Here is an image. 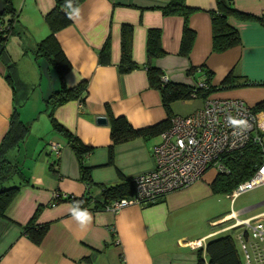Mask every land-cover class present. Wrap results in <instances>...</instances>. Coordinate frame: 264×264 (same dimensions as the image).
<instances>
[{
    "label": "crops",
    "instance_id": "1",
    "mask_svg": "<svg viewBox=\"0 0 264 264\" xmlns=\"http://www.w3.org/2000/svg\"><path fill=\"white\" fill-rule=\"evenodd\" d=\"M167 1L83 0L71 11L70 23L54 32V38L70 64L63 77L65 85L69 87L83 81L84 89L77 98L56 105L52 116L84 145L91 147L83 163L90 167L93 185L119 182L118 172L132 178L153 168L151 147L155 144L154 136L135 137L116 144L111 164H107L108 127L95 122V117L104 116L105 106L112 115L124 116L133 128L150 126L165 118L159 93L148 86L143 67L148 28L156 27L160 31L164 54L150 62L168 81L192 84L204 78L198 70L187 73L189 66L209 70L213 85H218L227 73H231L233 84L245 79L264 81V26L259 21L228 16L227 22L235 28L239 43L224 51L213 52L208 11L214 8L215 0H185L188 6L195 8L187 19L195 36L187 57H184L177 52L181 16L162 15L159 10ZM231 3L240 12L264 18V0H231ZM12 4L16 12L14 29L19 35H8L0 54V141L8 129L12 112L16 111L18 118L17 109L24 107L30 92L38 91L34 99L43 105L50 92L58 88L53 69L32 52L35 43L49 33L44 15L52 7L53 0H12ZM123 24L131 28L130 57L138 67L120 73L117 65ZM106 39L109 63L100 64L97 51ZM8 40L14 43L18 52L23 50L20 56L26 69L16 68V61L5 49ZM210 96L238 98L252 107L264 101V85H233ZM196 98L179 100L189 105L183 112L177 111L173 104L172 115L184 116L200 107L201 99L200 103H195L193 99ZM255 114L256 128L264 133V109ZM36 118L40 119L39 116ZM18 121L21 123L20 118ZM28 123L31 128L26 132L27 139L32 134L34 121ZM48 127L49 130L43 132L36 129L32 135L34 139H46V146L50 142L59 144L57 154L48 146V153L53 154L49 160L38 154L34 144V149L26 147V142L22 147L18 143L16 149L6 154L7 159L22 169L27 182H23L12 197L5 217H0V264H196L197 247L190 244L202 240L203 246L206 239L216 234L230 229L238 232L239 226L222 229L233 222L215 228L208 215L204 221L198 218V214L202 217L205 211L202 202L213 195L209 182L214 174L206 177L208 170L199 180L171 190L150 204H130L115 212L90 208L77 210L71 201L63 198L52 202L56 194L79 197L85 186L78 180L77 163L65 138L51 128L49 120ZM29 149L32 159L25 157ZM12 179L20 181L17 176ZM91 192L95 195L97 190L92 188ZM251 207L232 211L238 220H250L264 214L263 210L237 217L238 212ZM75 211L90 214L91 222L86 228H81L74 218ZM33 214L36 223L47 225L38 243H33L22 232V226ZM223 216L218 222H222Z\"/></svg>",
    "mask_w": 264,
    "mask_h": 264
},
{
    "label": "trees",
    "instance_id": "2",
    "mask_svg": "<svg viewBox=\"0 0 264 264\" xmlns=\"http://www.w3.org/2000/svg\"><path fill=\"white\" fill-rule=\"evenodd\" d=\"M83 0H53L50 10L44 15L49 33L41 40L35 43L32 50L34 57L43 58L50 66L56 76L58 88L52 90L44 100V110L51 128L62 134L68 147L70 148L78 168V180L84 186V192L79 197L71 195L62 198L55 197L56 200H69L74 204L77 210L80 209H104L110 201L119 198H128L133 195L134 187L131 177H124L119 172V182L112 185L92 184L90 177V167L84 165L85 155L91 152V147L84 145L74 134L58 124L52 116L53 108L67 100L77 98L84 89V82L81 81L73 86H66L64 83V74L69 70L70 64L61 51L54 38V32L70 23V13ZM2 11L0 13V54L3 52L4 42L8 35L17 34L14 29L16 19L15 8L12 0H1ZM162 15H179L182 18L180 38L178 44V54L187 57L192 42L194 40V31L189 27L188 16L195 11V8L188 6L185 0H168L164 6L159 7ZM210 17L211 29V50L213 52L224 51L239 43V36L228 22L227 17L233 16L239 19H253L259 21L264 26V18L248 13L240 12L233 8L231 0H215V6L208 11ZM130 37L131 28L123 24L120 27V55L117 70L120 73L130 71L138 65L130 57ZM145 69L148 86L156 89L159 93L162 108L165 112V118L150 126L143 128H133L129 125L124 116H114L105 106L106 125L108 127L107 144V164H111L112 150L116 144L122 143L135 137H153L167 128L169 118L172 116L170 103L176 100H187L198 97L203 99L211 93L224 88L236 86H259L264 85V81L243 80L240 83L233 84L231 73H227L218 85L210 83L211 72L202 67L189 66L187 73L194 70L202 72L203 79L199 80L201 86H197L195 81L192 84H184L166 80L159 68L151 64V60L164 54L160 46V31L156 27L146 30L145 35ZM97 60L100 64L109 63V43L106 39L100 49L97 51ZM264 108V101L258 102L251 107L255 112ZM3 138L0 141V183L8 181L12 176L20 178L19 182L12 183L9 186H0V217H5V210L12 197L18 191L20 185L27 182L26 177L20 172V168L15 162L6 158V154L17 146L18 140L25 136L28 128L20 123L16 111H13ZM264 154L263 144L247 142L238 150L227 152L220 157V162L226 169L225 172L217 171L209 182V187L214 193H227L237 183L247 179L256 166L261 162ZM92 188L97 190L92 195ZM146 202L145 204H150ZM35 214L22 226V232L33 243H38L46 229L45 223H36ZM245 232L243 237H245ZM196 264H243L238 253L236 244L230 233H219L205 240L203 246L195 249Z\"/></svg>",
    "mask_w": 264,
    "mask_h": 264
},
{
    "label": "built area",
    "instance_id": "3",
    "mask_svg": "<svg viewBox=\"0 0 264 264\" xmlns=\"http://www.w3.org/2000/svg\"><path fill=\"white\" fill-rule=\"evenodd\" d=\"M196 85L201 86L202 83L198 81ZM157 137V142L151 147L153 168L131 178L134 187L131 197L112 200L104 209L115 212L130 204L152 202L171 190L199 180L213 166L216 172H225L219 161L222 155L240 149L247 142L261 145L264 141V133L256 128L255 112L243 100L210 95L201 99V106L190 113L172 115L167 128L160 131ZM48 146L50 151L58 153V143L50 142ZM263 182L264 154L252 174L225 194L232 201L240 192ZM55 197L63 198L65 195L56 194ZM230 219H234L233 223L222 229L241 227L236 239L239 249L244 252V264H251L250 260L254 264H264V243L258 246V242H264V225L252 223L253 219L238 220L233 211L223 216L221 221ZM247 239L250 241L246 250L243 241ZM195 243L190 246L199 247L202 240Z\"/></svg>",
    "mask_w": 264,
    "mask_h": 264
},
{
    "label": "rangeland",
    "instance_id": "4",
    "mask_svg": "<svg viewBox=\"0 0 264 264\" xmlns=\"http://www.w3.org/2000/svg\"><path fill=\"white\" fill-rule=\"evenodd\" d=\"M12 36H14V35H12ZM12 36H10V37L13 38ZM9 40L6 42L5 49L9 50V53L13 57L12 60L16 61V63H17V64H15V66H17L16 68H18L19 70L22 71V69H26V63L24 62V59H21V56H20V53L23 50L20 49V51L18 52V48H16V46L13 45L14 43H12ZM37 92L38 91L32 92V94H30L31 93L30 92L29 96H28V100L25 102L26 104L24 105V107L21 106L17 109V111H19L18 118H20L21 123L23 125H25L28 128V130L31 128L29 126L30 123H28L29 120L34 121V127L32 129V134L34 133V130H36V129H38L39 132H43L46 129L49 130L47 114H46V111L43 110L44 109V103H43V105L38 104V101H36L34 99ZM193 100H195L194 101L195 103H200L199 102L200 98L198 99V97L196 99H193ZM173 104L175 106H177V111H180V112H183V110H185L189 107V105H186L185 103H181V101H179V100L172 101L170 103V108L173 106ZM36 107H39V108H36ZM36 116H39L40 119H37ZM32 119H34V120H32ZM41 120H43V122H45V125ZM32 134H30L28 136V139L26 137L28 134H25V137L20 138L18 140L19 145H21V147H22V146H24V143L26 142V144H25L26 147H29V148L32 147L33 148L32 145L34 144L35 150L39 152L38 154L42 155L44 160L45 159L49 160L53 154L51 152H50V154L48 153L49 149H48V146H46V142H45L47 140L46 139H39V138L34 139ZM157 138H158L157 136H154L152 138V140H154L156 143ZM16 147H18V146H16ZM16 147H14V149H16ZM31 151H30V149L28 150V153L25 156L27 159L33 158V156H31V154H32ZM24 153L22 154L23 158H24ZM14 154H16V151L14 152ZM35 154L37 155V153H35ZM20 172L22 173V175L24 174L22 169L20 170ZM215 172H216V170L213 166L210 169H208V173H207L206 177H208L211 174H215ZM12 183H16V180L8 179V181H4V182L0 183V186L6 187L9 185H12ZM202 205L205 207L204 208L205 211L203 210V213H202L203 216L201 217L198 214V218H201V221H204L203 219H205V217H207V215H208L209 221L212 223H215L214 224L215 228L230 224L231 222H233L234 219H230V220H227L225 222H218V220L220 217H222L224 215V213H227V212L232 211V210L238 211L239 209L248 208V207L252 206L250 209H248L246 211L238 212L237 217H243L245 215H249L251 213L264 210V182L254 186L253 188H251L249 190H245V191L240 192L239 194H237L233 198L232 201H230V199L227 197V195L225 193H219V192L214 193L213 192L212 197H209L208 199L203 201ZM198 212L201 213V211L199 209H198ZM251 219H254L253 221H251L252 223L253 222H260L264 225V214L262 216L256 215L254 218H251ZM235 228H237V227H235ZM238 229H239L238 230V232H239L241 227H238ZM233 230L234 229H230L226 233H230L231 237L233 238V240L236 244L238 253L242 259V263L244 264V259L242 257L244 252L242 251L241 248L239 249V241H238V239H236V234L238 232L236 233V232H234L235 230L234 231ZM249 241H250L249 239H247V241H243L245 246H246V250L249 248L248 247ZM263 243L264 242H258V246H261ZM250 263L254 264L252 260H250Z\"/></svg>",
    "mask_w": 264,
    "mask_h": 264
},
{
    "label": "clouds",
    "instance_id": "5",
    "mask_svg": "<svg viewBox=\"0 0 264 264\" xmlns=\"http://www.w3.org/2000/svg\"><path fill=\"white\" fill-rule=\"evenodd\" d=\"M74 218L79 222L81 228H86L91 222V216L87 211H75Z\"/></svg>",
    "mask_w": 264,
    "mask_h": 264
},
{
    "label": "water",
    "instance_id": "6",
    "mask_svg": "<svg viewBox=\"0 0 264 264\" xmlns=\"http://www.w3.org/2000/svg\"><path fill=\"white\" fill-rule=\"evenodd\" d=\"M2 11V2L0 0V13ZM95 122L97 124H106V117L105 116H97L95 117Z\"/></svg>",
    "mask_w": 264,
    "mask_h": 264
}]
</instances>
